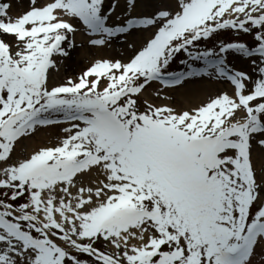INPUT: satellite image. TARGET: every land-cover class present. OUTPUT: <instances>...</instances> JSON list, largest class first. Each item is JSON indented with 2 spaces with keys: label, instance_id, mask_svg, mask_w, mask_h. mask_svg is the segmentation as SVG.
I'll return each mask as SVG.
<instances>
[{
  "label": "snow or ice",
  "instance_id": "obj_1",
  "mask_svg": "<svg viewBox=\"0 0 264 264\" xmlns=\"http://www.w3.org/2000/svg\"><path fill=\"white\" fill-rule=\"evenodd\" d=\"M0 264H264V0H0Z\"/></svg>",
  "mask_w": 264,
  "mask_h": 264
},
{
  "label": "bare ground",
  "instance_id": "obj_2",
  "mask_svg": "<svg viewBox=\"0 0 264 264\" xmlns=\"http://www.w3.org/2000/svg\"><path fill=\"white\" fill-rule=\"evenodd\" d=\"M77 41L79 43L80 37H77ZM116 52H122V49L119 47L116 49ZM90 54L86 50H78L72 59L65 62V71L64 75H76L83 68L85 65L88 64L89 60L91 59ZM95 56H109L112 55L110 51L106 52H96L94 53ZM203 97H189L185 98L182 95H177V100L179 103L184 104L187 106L189 103L195 104L199 102V99ZM65 125L60 126H52L45 129L40 130L32 139L25 140L23 145L18 149L21 155H27L31 153L33 150L38 149L42 146H53L57 143L59 138H62V135H58L62 128ZM259 260V258H257Z\"/></svg>",
  "mask_w": 264,
  "mask_h": 264
},
{
  "label": "rangeland",
  "instance_id": "obj_3",
  "mask_svg": "<svg viewBox=\"0 0 264 264\" xmlns=\"http://www.w3.org/2000/svg\"><path fill=\"white\" fill-rule=\"evenodd\" d=\"M113 55V54H112ZM110 56V55H109ZM64 71H65V63L63 65L60 66L59 72L54 73L53 75V82L55 83H60L63 80H65L69 75H64ZM151 91V90H150ZM63 134L65 135L62 131H60L58 133V135Z\"/></svg>",
  "mask_w": 264,
  "mask_h": 264
}]
</instances>
